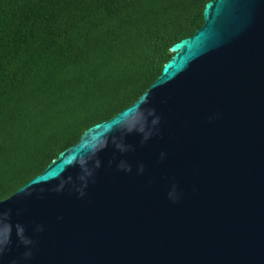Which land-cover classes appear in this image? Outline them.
<instances>
[{"label":"water","instance_id":"water-1","mask_svg":"<svg viewBox=\"0 0 264 264\" xmlns=\"http://www.w3.org/2000/svg\"><path fill=\"white\" fill-rule=\"evenodd\" d=\"M170 50L0 201V264H264V0H210Z\"/></svg>","mask_w":264,"mask_h":264},{"label":"trees","instance_id":"trees-1","mask_svg":"<svg viewBox=\"0 0 264 264\" xmlns=\"http://www.w3.org/2000/svg\"><path fill=\"white\" fill-rule=\"evenodd\" d=\"M210 0H0V201L133 104Z\"/></svg>","mask_w":264,"mask_h":264},{"label":"clouds","instance_id":"clouds-1","mask_svg":"<svg viewBox=\"0 0 264 264\" xmlns=\"http://www.w3.org/2000/svg\"><path fill=\"white\" fill-rule=\"evenodd\" d=\"M22 233H23V229H20V234L22 235ZM22 240H23V243H25V244L31 242V241H29V240H27V239H23V238H22ZM25 255H26V256H29V255H31V253L28 252V253H25Z\"/></svg>","mask_w":264,"mask_h":264}]
</instances>
